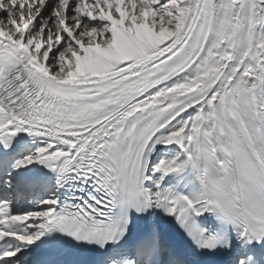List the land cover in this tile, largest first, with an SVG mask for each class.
<instances>
[{
  "label": "snow or ice",
  "instance_id": "obj_1",
  "mask_svg": "<svg viewBox=\"0 0 264 264\" xmlns=\"http://www.w3.org/2000/svg\"><path fill=\"white\" fill-rule=\"evenodd\" d=\"M0 13V264H264V0Z\"/></svg>",
  "mask_w": 264,
  "mask_h": 264
},
{
  "label": "bare ground",
  "instance_id": "obj_2",
  "mask_svg": "<svg viewBox=\"0 0 264 264\" xmlns=\"http://www.w3.org/2000/svg\"><path fill=\"white\" fill-rule=\"evenodd\" d=\"M0 15H2V13H0Z\"/></svg>",
  "mask_w": 264,
  "mask_h": 264
}]
</instances>
